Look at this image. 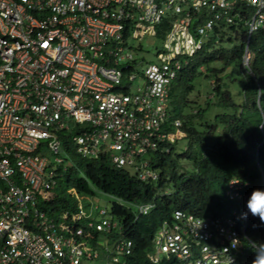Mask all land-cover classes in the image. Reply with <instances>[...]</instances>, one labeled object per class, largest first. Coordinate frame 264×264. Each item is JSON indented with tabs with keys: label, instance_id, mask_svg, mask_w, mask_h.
<instances>
[{
	"label": "built area",
	"instance_id": "2783aa9c",
	"mask_svg": "<svg viewBox=\"0 0 264 264\" xmlns=\"http://www.w3.org/2000/svg\"><path fill=\"white\" fill-rule=\"evenodd\" d=\"M237 4L0 0V264L100 258L127 264L132 242L117 218L91 192L62 188L75 167L71 153L157 180L153 159L174 153L171 144L186 135L173 118V86L201 47L198 34L243 18ZM245 5L264 25V0ZM152 36L159 38L155 61L145 58L140 42ZM62 190L75 208L51 213ZM152 206L140 204L137 211L146 214ZM112 230L118 235L110 237ZM95 232L100 246L92 241ZM236 232L177 209L162 222L147 258L191 262L195 247L203 256L192 264H226L238 256Z\"/></svg>",
	"mask_w": 264,
	"mask_h": 264
},
{
	"label": "trees",
	"instance_id": "16d2710c",
	"mask_svg": "<svg viewBox=\"0 0 264 264\" xmlns=\"http://www.w3.org/2000/svg\"><path fill=\"white\" fill-rule=\"evenodd\" d=\"M226 37V33L222 31V38L227 39ZM250 50L253 53L250 67L253 76L239 68L245 85L241 90L237 89V94L225 84L221 73L229 64L240 61L241 45L225 51L223 47L209 44L196 55L190 56V66L179 73L171 98L177 87L180 89V97L178 100L172 99L171 104L174 117L182 120L181 128L190 139L191 147L176 156L194 163L191 173H184V168L173 161L171 156L155 158L153 166H159V177L145 182L130 174L129 170L116 167L108 159H88L70 152L75 160V167H70L67 171L64 185L74 187L79 193L91 191V186L128 204L148 202L155 193L164 190L166 184H173L175 191L170 195L157 197L154 200L155 206L147 214H140L135 218L132 208L117 204L113 206V212L116 211L123 218L124 236L133 242L132 253L126 257L127 264H183L174 257L162 258L158 263H152L146 256L162 221L170 220L175 208H182L198 216L208 215L215 209L219 211V207L224 211L235 208V201L229 200L224 194L232 177L248 180L252 189L261 187V172L264 175V142L260 144L264 138V86L258 95V83L264 85V34H254L251 37ZM218 60L222 61L220 68L211 66L210 63ZM200 66L205 68L207 76L214 77L215 85L210 92H214L217 99L214 103L210 99L205 108L199 107L195 113L188 111L178 115L176 107L181 104L188 106L187 93L193 89L192 83L197 76L205 72L199 69ZM213 109H216V113L205 118ZM256 150L258 162L255 159ZM79 171L83 172L84 177L79 175ZM61 186L63 187V183ZM51 206H54L51 213L61 208H75L71 196L64 190L60 191L59 198ZM250 219V236L256 245L264 249V224L258 217L251 215ZM108 235L114 237L118 233L112 230Z\"/></svg>",
	"mask_w": 264,
	"mask_h": 264
},
{
	"label": "clouds",
	"instance_id": "9594fccd",
	"mask_svg": "<svg viewBox=\"0 0 264 264\" xmlns=\"http://www.w3.org/2000/svg\"><path fill=\"white\" fill-rule=\"evenodd\" d=\"M238 1H239V4H237L236 10L243 14V18L237 19V16H236L234 19V22L231 24H227V23H225V21H222L219 25L214 24V26L212 28L205 29L204 34H198L197 40H200L201 47L199 49H197L193 55H196L198 52L202 51L203 48L209 44H211V46H213V47L217 46L218 42L223 39L222 38V31H224L226 33L227 39H236V40H238V43L233 45L230 48H224L223 47V49L225 51H231L236 46L241 45L242 46V52H241L240 61H237V62H239L238 67L246 70L251 76H253L251 68H250L252 58H253V53L250 50V39L254 34H264V25L257 24L252 19L251 13L248 12L249 10H251V7H248L245 5L246 0H243L242 2H240V0H238ZM257 18H259V17H257ZM201 21H203V20H201ZM227 32H231V34L227 35ZM193 55H191V56H193ZM215 62H222V61L218 60ZM210 64H212V63H210ZM189 66H190V61H189L188 65L185 67V69ZM221 66H222V64H221ZM218 68H220V67H218ZM199 69L204 72L203 66H200ZM234 69H235V67L233 68V71H234ZM241 76H243V75L241 74ZM263 86L264 85H260L258 83V88H259L258 95L261 94ZM238 99L239 98H236V100H238ZM171 101H172V99H171ZM170 105L172 106V113H173V105L171 104V102H170ZM173 118H178V117H174V113H173ZM181 125H182V120H181ZM180 129L182 132H184L186 134V132L183 131L181 127H180ZM261 131H262V127H261ZM183 137H187V134ZM177 141L178 140H176L175 142H173L171 144L172 149L174 150V153H172L171 155H168V156H171V157H172V155L176 156V155L181 154L183 151H186L187 149H189V148H186V149H183L180 153H177ZM263 142H264V138L261 140L260 144H262ZM257 151L258 150H256L255 159L258 162ZM123 169H125V168H123ZM125 170H128V169H125ZM129 171H130V174L136 176V174H134L130 169H129ZM261 173H262L261 187L257 188V189H252L251 183L248 180H243V179L238 178V177H232L229 179V181H228V183L224 189V194H225L226 198H228L229 200L235 201V203H236L235 208L229 209L228 211H224L222 209V207H219V211L218 210L216 211V209H215L214 211H212V213H210L208 215L198 216V215L193 214L192 212H188L182 208L177 207L173 210L171 218H173L174 211L178 209V210H181L182 212L186 213L187 215H192L193 217H198L201 219L207 218L208 221H210V222H212V220H214V219H217L222 227H224V228L230 227V228H233L235 231H237L236 232L237 233L236 243H237L238 248H237L236 252H237L238 256L232 262L230 261V262H227L226 264H264V249H262L258 245H256V242L250 236L251 229H252V221L250 219L251 215L253 217H258L260 222L262 224H264V175H263V172H261ZM145 182H148V181H145ZM70 188H74V187H70ZM91 188H93V187L90 186V189ZM90 192L91 191H89L87 193H90ZM172 193H171V190L164 189V190H161V191H158L157 193H155V195H153L154 197L152 196V200H150L148 202H129L128 204H126L125 202H123L122 200H120L119 198L115 197L112 194L103 193L104 195L110 197L111 200H109L110 204H107V205L104 204V205H100V206H103V207H106L107 209H109L111 214L117 218L116 221H119L121 223V225L124 226L123 221H122L123 218L120 217L116 213V211L113 212V206L115 204L122 206V207L132 208L133 213H134L135 218H136L138 215H140L137 211V205L152 203L153 204V206L151 207V209H152L155 206L154 200L157 197H160L163 195H170ZM203 223H204V221H202L200 227L203 225ZM97 235H99V234L97 232H95V238H93L92 241L94 243H97L98 246H100L102 240L100 238L99 239L96 238ZM127 239H129V238H127ZM129 240H131V239H129ZM213 241H214V239H212L210 242H213ZM131 242H132V240H131ZM152 244H153V242H152ZM132 250H133V242H132ZM192 251H193V255L190 259L191 262L181 260V259H179L173 255H170L169 257H163V258L174 257L178 261H181L183 264H192V262L195 261L194 260L195 258H202V256H203L202 252L199 249L195 250V247L192 248ZM147 252H149V251H147ZM147 252H146V256H147ZM248 253H250V254H248ZM81 264H82V262H81Z\"/></svg>",
	"mask_w": 264,
	"mask_h": 264
},
{
	"label": "rangeland",
	"instance_id": "374dc122",
	"mask_svg": "<svg viewBox=\"0 0 264 264\" xmlns=\"http://www.w3.org/2000/svg\"><path fill=\"white\" fill-rule=\"evenodd\" d=\"M231 32H227V35H230ZM142 45H144L147 48V51L145 52V58L149 59L151 61H155V56L153 52H155L156 49V44L159 42V38L156 36H152V38H144L143 40L140 41ZM238 40L236 39H222L218 42L217 47H224V48H230L233 45L237 44ZM222 62H213L211 66H216L220 67ZM239 62H236L235 64H229L225 71L222 74V79L227 84L228 86L231 87V89L234 91L235 94H237V89L241 90L244 85H245V79L243 76H240L239 73ZM235 67L234 71L233 68ZM205 71V68H204ZM233 71V72H232ZM206 71L198 75L197 78L194 80L193 84V89L187 93L186 100L188 106L185 107L184 104L178 105L176 107L177 114L178 115H183L187 113L188 111L195 113L197 111V108H205L206 103L211 99L212 103L215 102L217 99V95L214 92H210L212 87L215 85L214 77L212 76H207L205 74ZM179 87L175 89L174 91V97L171 99L178 100L180 95L178 94L179 92ZM233 93V95H235ZM175 95H178L177 97ZM211 113V114H210ZM216 113V109L210 110L209 114H206L204 117L207 118V115H212ZM190 139L188 137H183L180 138L177 141V153H180L183 149L191 147L190 145ZM172 160L177 162L179 165H181L182 168H184V173H191L194 170V163L192 161H188L186 159H183L179 156L172 155ZM79 175L84 177L83 172L79 171ZM178 185V184H176ZM63 186L64 182H63ZM62 187L63 189H65ZM166 190H171V193L175 191L174 186L172 183H168L164 187ZM161 191V190H160ZM91 193L94 195L95 198H93V201L99 205H104V204H110L109 200H111L110 197L104 195L101 191H99L96 188H91ZM102 240V239H101ZM86 264H105V260L100 258V259H94L87 261Z\"/></svg>",
	"mask_w": 264,
	"mask_h": 264
},
{
	"label": "crops",
	"instance_id": "0c3cea01",
	"mask_svg": "<svg viewBox=\"0 0 264 264\" xmlns=\"http://www.w3.org/2000/svg\"><path fill=\"white\" fill-rule=\"evenodd\" d=\"M87 261H90V260H86L85 262L82 260V264H86V263H87Z\"/></svg>",
	"mask_w": 264,
	"mask_h": 264
}]
</instances>
